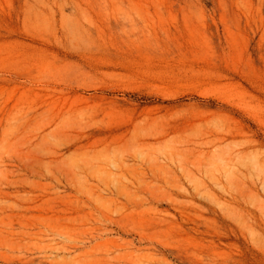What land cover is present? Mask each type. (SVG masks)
<instances>
[{
    "label": "rangeland",
    "instance_id": "obj_1",
    "mask_svg": "<svg viewBox=\"0 0 264 264\" xmlns=\"http://www.w3.org/2000/svg\"><path fill=\"white\" fill-rule=\"evenodd\" d=\"M0 264H264V0H0Z\"/></svg>",
    "mask_w": 264,
    "mask_h": 264
}]
</instances>
